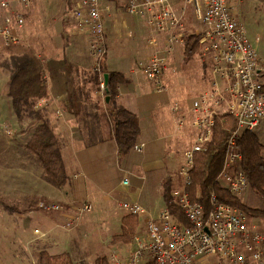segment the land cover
Returning <instances> with one entry per match:
<instances>
[{
    "label": "crops",
    "instance_id": "obj_1",
    "mask_svg": "<svg viewBox=\"0 0 264 264\" xmlns=\"http://www.w3.org/2000/svg\"><path fill=\"white\" fill-rule=\"evenodd\" d=\"M31 1L25 13V25L17 28V32L25 40L20 45L33 46L45 66L48 95L38 101L37 109L44 115L56 111L60 118L51 116L52 121L60 126L62 138L74 150V164L79 171L72 176H90L99 180L100 175L102 184L96 193L98 198L95 203L111 212L109 219L120 227L121 232L122 218L127 212L115 204L114 200L138 199L146 208L158 213L166 207L165 191L169 187L174 190L182 185L179 171L184 161L176 159L175 154L169 150L174 140L186 145L189 135L194 133L196 128L192 125L195 117L193 103L181 106L176 91L169 87L165 92L167 94L160 97V93L155 91L150 80L139 69V63L147 59L152 50L149 45V27L144 19L135 22L124 11L119 13L116 8L124 7L125 0H105L110 6V10L103 13L109 51L104 59L103 69L108 74L111 72L123 75L125 81L119 85L116 101L118 105L126 106L138 116L140 136L137 143L144 144L140 152L132 149L119 155L118 144L113 135V121L109 115V101L106 100L107 95L103 97L99 92V75L94 68L90 46L66 23L70 2L69 7L67 0H38L32 7L34 0ZM171 2L179 10L184 0L179 6L176 4L179 0ZM197 27L190 30L200 33L203 27L200 30ZM52 33H59L61 39L52 40L53 35H49ZM39 35H46L47 41L37 42ZM157 36L163 42L165 34L158 33ZM0 44L5 47L1 39ZM198 53L202 54L200 51ZM185 60L188 59L184 55V45H178L176 52L168 56L164 77L166 70L170 68L176 73L178 66ZM202 60L204 66L206 57L203 56ZM262 71L263 67L260 72ZM0 73L7 76V95L9 72L1 70ZM204 84L203 87L206 86ZM212 89L213 76L201 95ZM9 99L11 98L8 95L7 99L4 96L0 98V115L10 112ZM13 101H16L12 110L16 116L13 128L21 131L26 128V124L20 122V119L24 118L27 110H22L17 100ZM175 104H178L179 111L174 110ZM183 114L187 121L184 126H180L177 118ZM6 122H0V126L7 124ZM30 138L23 141L27 144ZM96 138L97 142H93ZM192 146H185L184 156ZM30 173V176L33 175L40 181L36 182L34 179L30 184L32 187L25 189L29 195L27 203L19 210L4 209L0 218V264H38V255L42 250L54 254L67 252L74 264H86L85 257L79 254L78 249L73 248L76 235L72 230L78 225L74 228L66 227V211L37 210L33 214L29 213L42 199L59 201L69 207L76 205L73 200H66L61 195V192H67V187L48 188L47 185L51 182L44 179L42 173ZM125 178L128 179L127 184L124 183ZM76 187L72 190L76 191ZM85 191L84 201H91L95 206L90 198L94 194L87 188ZM246 195L249 196L250 191ZM142 229H145L143 217L140 218L138 232ZM124 250L125 245H122L118 250L114 248L110 254ZM95 262L96 260L90 264Z\"/></svg>",
    "mask_w": 264,
    "mask_h": 264
},
{
    "label": "built area",
    "instance_id": "obj_2",
    "mask_svg": "<svg viewBox=\"0 0 264 264\" xmlns=\"http://www.w3.org/2000/svg\"><path fill=\"white\" fill-rule=\"evenodd\" d=\"M69 1L78 26L91 35L90 54L99 75V92L105 97L108 80L103 62L109 48L103 13L110 10V6L104 0ZM233 1L236 0H184L183 6L176 10L171 0H125L124 10L135 22L144 19L149 27L152 52L139 63V69L159 93L168 91L164 77L168 56L176 52L178 45L185 44L182 20L188 7L193 6L195 17L203 27L199 38L200 52L206 59L210 56L213 60V89L193 102L195 117L192 125L199 134L185 153L180 168L183 183L173 190L188 224L179 223L167 206L154 213L138 199L114 200L127 213L143 217L145 229L138 232L129 245L125 244L126 250L113 251L109 256L110 264H264V230L258 220L239 207L220 201L213 190L209 198L210 209L206 212L200 200L201 193L198 192L197 199H192L189 190L195 153L211 139L217 115L230 113L237 121L226 142L219 180L240 197L248 191L250 182L245 172L238 168L243 159L238 137L246 130L264 129V83L257 79L262 62L246 26L236 17ZM31 2L0 0V39L5 46L25 43L17 28L25 25V13ZM158 33L165 34L163 42H159ZM174 110L179 111L178 104ZM186 121L184 114L177 118L180 126ZM1 130L6 137H12L9 125H1ZM143 148V143L133 147L139 152ZM124 183H128L127 178ZM93 208V203L88 200L69 207L59 201L42 199L29 213L66 211V227L74 228L82 215Z\"/></svg>",
    "mask_w": 264,
    "mask_h": 264
},
{
    "label": "trees",
    "instance_id": "obj_3",
    "mask_svg": "<svg viewBox=\"0 0 264 264\" xmlns=\"http://www.w3.org/2000/svg\"><path fill=\"white\" fill-rule=\"evenodd\" d=\"M186 31L184 55L191 59L200 51V33L194 30ZM2 58V59H1ZM44 63L38 57L33 46L18 45L4 47L0 55V70L9 72L7 95L17 100L21 109L33 113L35 119L40 121L36 126L27 146L39 159L44 179L60 189H64L70 178L68 164L63 153L62 139L53 125L45 118L44 113L37 109L40 99L48 95L45 82ZM125 79L120 73H109L107 97L109 96V115L113 121V135L118 144V153L123 155L132 150L140 136L138 116L126 106L118 105L116 98L119 94V85ZM237 121L230 113L217 115L212 129L211 139L204 147L195 153V162L192 169V185L190 194L197 199L201 193V202L205 211L210 209V193L215 191L219 200L239 207L251 218L264 221V208L254 207L246 199L232 193L220 180L219 175L223 166L226 142L230 132L236 128ZM102 140V138H100ZM97 138L93 142H97ZM239 149L243 159L238 168L247 175L251 193L264 198V142L258 131L246 130L238 137ZM166 206L177 216L179 223L188 224L182 208L173 196L170 187L165 191ZM140 217L125 214L122 218L121 232L112 236V241L125 245L133 241L138 233ZM38 264H74L69 253H50L42 250L38 255ZM94 264H110L107 255L100 256Z\"/></svg>",
    "mask_w": 264,
    "mask_h": 264
},
{
    "label": "rangeland",
    "instance_id": "obj_4",
    "mask_svg": "<svg viewBox=\"0 0 264 264\" xmlns=\"http://www.w3.org/2000/svg\"><path fill=\"white\" fill-rule=\"evenodd\" d=\"M172 1L174 2L178 0ZM37 2L38 0H34L32 7H34ZM67 2L70 7V1L67 0ZM181 3L182 0H179V2H177L176 4H178L179 6ZM233 5L236 17L242 23H244L247 28L249 38L255 43L257 47V51L263 67V71L260 72L257 79L264 83V0H242L241 2L236 0L233 1ZM122 8L124 9V7H117L116 9L119 11V13L124 11L126 14H128ZM67 12L68 15L66 16V23L71 25L76 31L75 34L78 35L82 41H86L90 46V33L78 26L77 21L72 15L71 7ZM128 17L133 20L129 14ZM182 21L184 24V30H190L191 28H196L197 26L198 29L200 27L202 28L201 23L195 17L193 6L188 7V11L184 15ZM49 35H53L52 40L58 41L61 39L59 33H52ZM130 36H133V33H130ZM46 38V35H39L37 36V42H45L47 41ZM3 51L4 46L0 44V55L3 53ZM202 59V54L196 53L190 61L185 60L184 62H182L181 65L178 66L179 70L176 73L172 72V68L166 70L165 72V81L170 90L174 89L176 91L177 97L180 98L179 102L181 106H183V104H192L194 99L198 98L201 95L204 88L206 89V86H208L213 76L212 58L210 56H207V62L204 66L202 64ZM2 74L3 73H0V98L4 96L7 99V95L5 94V80L7 79V76ZM4 74L7 73L4 72ZM203 84L206 86L203 87ZM165 94L167 93H160V97H163V95ZM12 101L13 98L8 100L10 112H6L5 114L1 113L0 115V122H2L3 120L7 121L6 123L9 124L13 132L12 137H5L0 126V218L2 217L4 209L12 208L13 210H19L21 206L27 203L29 195L25 191V189H27L28 186L32 187V185L30 184L33 183L34 179H36V182L40 181L39 178H34L33 175L30 176V171L33 173L36 172L37 175L43 172L39 159L23 141L26 138L32 136L36 126L40 123V121L35 120L33 113L26 111L24 118L20 119V122L26 124V128H22L21 131L15 130L13 128V122L16 116L12 110L16 105V101ZM51 116H56L57 119L60 118L57 117L56 111L54 113L53 111H51L50 113L45 114V118L53 125L54 129L59 133L62 139L64 151L63 153L67 160L68 170L70 173L68 184L65 186L67 187V192H61V195L65 197L66 200H73L76 205H80L84 202V198H86L85 189L87 188L89 192H92L94 194L91 195L90 198L95 203L98 198V195L96 193H98V188L102 184L100 183L102 180L100 175L99 180H97L96 178H91L90 176H80L79 178H75L72 176L74 172L79 171L77 166L74 164V150L62 138V131L60 129V126L52 121ZM257 131L262 141L264 142V129L260 127L257 129ZM198 134L199 131L197 129H194V133L189 135L188 140L185 144L193 145L196 140H194L195 135L197 138ZM186 145H183L181 142L179 143V141L177 142V140H174V142L170 145L171 148L169 151L175 154L176 159L179 158L180 161L183 162L185 161L184 152L186 150ZM179 178L181 184L182 177L179 175ZM82 183L85 185V187ZM78 185H82L83 187ZM74 186H77L76 191L72 190ZM47 187L55 188L56 186L49 183ZM246 193L241 196L242 199H245L244 197L247 196ZM246 201L251 206L264 208V198L256 193L250 192V195L247 196ZM110 216L111 212H108L107 209H104L102 205L98 206L95 203L93 211L82 215L77 228H75V230H72V232L76 235V238L73 241V248L78 249L79 254L85 257L84 262H86V264L93 263L100 256H108L114 248L115 250H118L119 247L122 246L121 244L113 242L112 237L110 238V235L115 234L120 230V227L118 225H114V222L109 219ZM258 221L260 223V220ZM262 222V224L260 223V228L264 229V221ZM140 232H143V229ZM79 264L82 263L80 262Z\"/></svg>",
    "mask_w": 264,
    "mask_h": 264
},
{
    "label": "water",
    "instance_id": "obj_5",
    "mask_svg": "<svg viewBox=\"0 0 264 264\" xmlns=\"http://www.w3.org/2000/svg\"><path fill=\"white\" fill-rule=\"evenodd\" d=\"M108 78H109V74L106 73V74H105V79H108ZM109 99H110V98H109V96H108V97L106 98V100L109 101ZM206 230L209 232V228H208V227L206 228Z\"/></svg>",
    "mask_w": 264,
    "mask_h": 264
},
{
    "label": "bare ground",
    "instance_id": "obj_6",
    "mask_svg": "<svg viewBox=\"0 0 264 264\" xmlns=\"http://www.w3.org/2000/svg\"><path fill=\"white\" fill-rule=\"evenodd\" d=\"M249 190V189H248ZM264 230V229H263Z\"/></svg>",
    "mask_w": 264,
    "mask_h": 264
}]
</instances>
